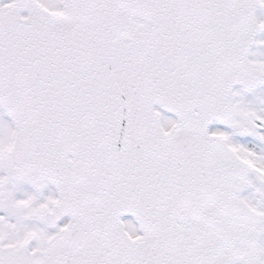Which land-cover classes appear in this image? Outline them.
Returning <instances> with one entry per match:
<instances>
[{"label":"snow or ice","instance_id":"obj_1","mask_svg":"<svg viewBox=\"0 0 264 264\" xmlns=\"http://www.w3.org/2000/svg\"><path fill=\"white\" fill-rule=\"evenodd\" d=\"M0 264H264V0H0Z\"/></svg>","mask_w":264,"mask_h":264}]
</instances>
